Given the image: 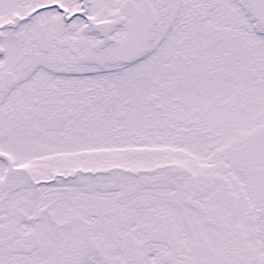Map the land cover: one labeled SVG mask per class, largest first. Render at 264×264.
I'll return each instance as SVG.
<instances>
[{
    "label": "snow or ice",
    "instance_id": "6c2138e0",
    "mask_svg": "<svg viewBox=\"0 0 264 264\" xmlns=\"http://www.w3.org/2000/svg\"><path fill=\"white\" fill-rule=\"evenodd\" d=\"M0 264H264V0H0Z\"/></svg>",
    "mask_w": 264,
    "mask_h": 264
}]
</instances>
